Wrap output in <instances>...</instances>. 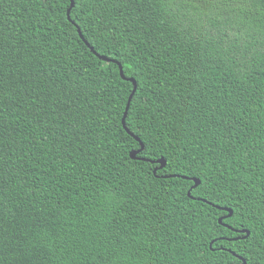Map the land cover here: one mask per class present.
Instances as JSON below:
<instances>
[{"label": "trees", "instance_id": "16d2710c", "mask_svg": "<svg viewBox=\"0 0 264 264\" xmlns=\"http://www.w3.org/2000/svg\"><path fill=\"white\" fill-rule=\"evenodd\" d=\"M70 5L0 0V264H264V0Z\"/></svg>", "mask_w": 264, "mask_h": 264}, {"label": "water", "instance_id": "95a60500", "mask_svg": "<svg viewBox=\"0 0 264 264\" xmlns=\"http://www.w3.org/2000/svg\"><path fill=\"white\" fill-rule=\"evenodd\" d=\"M74 6H75V0H71V5H70V7H69V9H68V12H67V14H68V18H69V19H71V11H72V8H73ZM73 22H74V21H73ZM74 23H75V22H74ZM75 24H76V23H75ZM76 26H77V29H78V31H79V34H80L81 38L87 43L88 46H90V48H91V49H92L97 55H99V54L95 51L94 47L91 46V44H90V43L84 38V36H83V34H82V31H81V28H80L77 24H76ZM100 57L103 58V59H105V60H108V61H115V62H117L116 60L111 59V58H107L106 56H100ZM118 64H119V66H120V73H121L122 77H123L124 79H126V80H129V81L133 82V84H134L133 91H132V93H131L130 96H129V99H128V102H127V105H126V109H125V112H124V115H123V118H122V124H123V126L125 127V129L128 131L129 134H131V135H132V136H133V137H134V138L140 143V148H139V149H133V150L130 152V157H131L132 159L148 160V161H151V162H153V163H157V164H159V166L155 167V169H154V173H156L158 169H162V168H164V167L166 166L167 161H166V159H165L164 157H161V158H159V159H157V160H149V159H147V158H144V157H140V156H138V154H139L141 151H143L145 145H144V143L141 141V139H140L137 135H135L132 131H130V129L127 127V124H126V118H127V115H128V111H129V109H130L131 102H132V99H133V97H134V94H135V92H136V90H137L138 84H137V81H136L135 78H133V77H127V76L124 74V69H123L122 64L119 63V62H118ZM170 176H175V175H168V177H170ZM191 179L195 182L194 185L191 187V190H192L193 188L197 187V186L201 183V180H200L199 178H197V177H193V178H191ZM188 194L192 197V195H191V191H189ZM193 198H194V197H193ZM205 201H206V200H205ZM216 207L219 208V209H224L225 211H229L228 215L219 217L218 221H219L220 224H223V225H225V226L231 228V229H232L233 231H235V232H241V233H244V234H245V235H243V236H236V237L232 238L233 240H238V239L246 238V237H248V236L250 235V230H248V229L238 230V229H235V228L231 227L230 225H228V224H226V223L223 222V220H224L226 217H230V216H232V214H233V210H232L231 208H228V207H221V206H218V205H216ZM232 253H233L234 255H236L240 260H242V262H241V263H238V264H246V263H247V261H246V259H245L244 257H242V256H240V255H238V254H236L234 251H232Z\"/></svg>", "mask_w": 264, "mask_h": 264}]
</instances>
